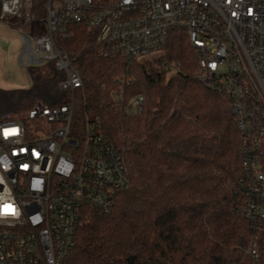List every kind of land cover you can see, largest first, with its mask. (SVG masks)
<instances>
[{"label":"built area","instance_id":"built-area-1","mask_svg":"<svg viewBox=\"0 0 264 264\" xmlns=\"http://www.w3.org/2000/svg\"><path fill=\"white\" fill-rule=\"evenodd\" d=\"M0 26L27 30L34 56L54 64L63 75L58 91L68 96L62 105L37 102L25 115L0 117V264H63L83 214L109 213L129 188L100 117L76 103L82 75L60 42L79 26L95 35L100 55L127 62L162 55L171 31H186L198 80L226 97L240 133V212L252 231L246 254L262 264L264 0H0ZM115 99L128 115L142 111L141 96ZM43 122L57 127L41 132Z\"/></svg>","mask_w":264,"mask_h":264},{"label":"trees","instance_id":"trees-1","mask_svg":"<svg viewBox=\"0 0 264 264\" xmlns=\"http://www.w3.org/2000/svg\"><path fill=\"white\" fill-rule=\"evenodd\" d=\"M60 45L82 75L77 106L100 117L129 179L109 213L83 214L63 264H253L246 254L252 231L240 212V133L226 97L198 80L186 31L172 30L154 62L100 55L83 26ZM29 73L30 89H0V117L25 115L37 102H68L53 63ZM121 92L126 101L143 97L142 111L126 114L115 99Z\"/></svg>","mask_w":264,"mask_h":264},{"label":"rangeland","instance_id":"rangeland-1","mask_svg":"<svg viewBox=\"0 0 264 264\" xmlns=\"http://www.w3.org/2000/svg\"><path fill=\"white\" fill-rule=\"evenodd\" d=\"M27 30L21 28H3L0 26V89L20 90L30 89L33 85L29 73L30 67H45L47 63L38 61L33 54L32 40ZM166 54L154 57L145 62H154ZM174 73V71H172ZM169 73L168 76L173 75ZM57 127L56 124L43 122L44 130L50 133Z\"/></svg>","mask_w":264,"mask_h":264},{"label":"snow or ice","instance_id":"snow-or-ice-1","mask_svg":"<svg viewBox=\"0 0 264 264\" xmlns=\"http://www.w3.org/2000/svg\"><path fill=\"white\" fill-rule=\"evenodd\" d=\"M9 208L11 207V206H8ZM12 212H13V214H14V209L12 210Z\"/></svg>","mask_w":264,"mask_h":264}]
</instances>
